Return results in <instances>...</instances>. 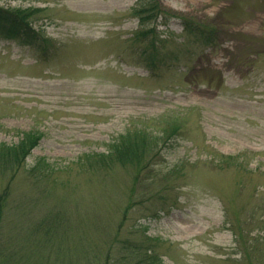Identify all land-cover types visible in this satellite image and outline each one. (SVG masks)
Wrapping results in <instances>:
<instances>
[{
  "label": "rangeland",
  "instance_id": "obj_1",
  "mask_svg": "<svg viewBox=\"0 0 264 264\" xmlns=\"http://www.w3.org/2000/svg\"><path fill=\"white\" fill-rule=\"evenodd\" d=\"M136 1L0 0L42 9L33 28L49 41L43 53L0 39V143L43 136L11 182L0 264H133L125 243L163 264H264V0H158L148 38ZM172 117L188 136L141 183L130 167L81 164ZM218 156L242 167L219 169ZM42 159L53 172L32 174ZM9 182L0 175V195Z\"/></svg>",
  "mask_w": 264,
  "mask_h": 264
},
{
  "label": "trees",
  "instance_id": "obj_2",
  "mask_svg": "<svg viewBox=\"0 0 264 264\" xmlns=\"http://www.w3.org/2000/svg\"><path fill=\"white\" fill-rule=\"evenodd\" d=\"M42 12V9L34 8L9 10L0 7V39L13 41L22 46L34 47L47 53L49 41L42 38L33 28L34 17ZM163 14L158 0H137L133 10L134 17L139 20L142 26H151V29L138 33L137 37L148 38L149 35L151 36L155 32L153 25ZM182 21L188 36L204 44L212 43V31L208 32L203 27L192 25L187 20ZM152 45L155 46L154 43ZM180 119L181 117H172L171 120L164 122L163 127L158 131L150 130L148 127L129 131L109 144L107 152L84 156L81 164L94 172L118 166L130 167L136 170L134 183H141V174L147 172L149 164L160 156L159 149L166 147L183 135L188 136L186 125ZM42 138L43 136L39 133L29 132L22 134V139L16 145L0 143V175L10 177V182L0 195V218L10 196L11 182L25 167L27 159L38 147ZM215 165L222 170L231 167L239 169L242 167V162L240 158L218 156ZM43 166L51 169L42 159L30 172L32 174L41 173L45 170ZM45 171L47 174L53 172V170L48 171L47 169ZM134 190L135 186L132 191ZM257 246H259L258 243ZM123 248L128 255L127 259H131L133 264H163L159 258L150 253V250H143L131 243H125Z\"/></svg>",
  "mask_w": 264,
  "mask_h": 264
}]
</instances>
